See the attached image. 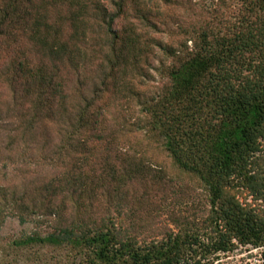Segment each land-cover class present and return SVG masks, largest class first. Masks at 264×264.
Returning a JSON list of instances; mask_svg holds the SVG:
<instances>
[{"label": "trees", "instance_id": "1", "mask_svg": "<svg viewBox=\"0 0 264 264\" xmlns=\"http://www.w3.org/2000/svg\"><path fill=\"white\" fill-rule=\"evenodd\" d=\"M213 1L0 0V157L48 166L33 192L1 168L0 228L52 223L15 249L215 264L264 245V0ZM140 183L189 205L162 220Z\"/></svg>", "mask_w": 264, "mask_h": 264}, {"label": "rangeland", "instance_id": "2", "mask_svg": "<svg viewBox=\"0 0 264 264\" xmlns=\"http://www.w3.org/2000/svg\"><path fill=\"white\" fill-rule=\"evenodd\" d=\"M203 3L212 4L213 0H200ZM1 149V146H0ZM55 148L50 146L46 149V152H53ZM35 155L39 156L42 154L41 149H35ZM52 154V153H51ZM151 156L155 159L158 164L165 167L169 175H173L174 168L172 166L171 160L166 155V153L159 147L153 146L150 149ZM2 157H0V171L3 166H7V171L9 176H12V169L17 166L22 170H28V174L25 178H21L23 175L21 171L17 174V180L19 185V190L28 189L29 191L35 190V187L39 188L41 181L45 176L44 169L47 167H42L41 169L35 166L31 167H21V160L18 153L16 157L13 156L12 160L5 158L6 153L2 152ZM12 161L14 162L12 164ZM135 191L138 194L144 192H153L150 194L151 201H153V207L155 210L152 214L158 212L162 215L161 219H165L167 211H172L173 209L181 208L186 210L189 205L190 198L188 196L178 197V192L171 193L169 190L155 189L154 186L148 183H140L136 185ZM237 194V198L240 201H251V195L246 189L240 190ZM39 192V191H38ZM164 192V194H163ZM31 197H34L31 193ZM39 197H41L39 195ZM132 201V199H130ZM161 206V210L156 212V207ZM147 201H144L140 207L146 208ZM100 213V212H99ZM98 213V214H99ZM52 223L46 222H36L35 220L20 223L15 217H7L0 228V264H83V256L75 253L67 247H48V246H35L33 248L18 250L15 249L11 243L13 240L28 234H39L43 235L51 230ZM215 264H264V245L258 247L252 246H240L234 248V250L229 253L222 255Z\"/></svg>", "mask_w": 264, "mask_h": 264}]
</instances>
